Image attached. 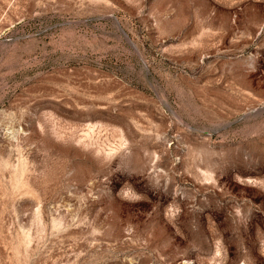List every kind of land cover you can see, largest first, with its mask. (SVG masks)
I'll list each match as a JSON object with an SVG mask.
<instances>
[{
  "label": "rangeland",
  "instance_id": "1",
  "mask_svg": "<svg viewBox=\"0 0 264 264\" xmlns=\"http://www.w3.org/2000/svg\"><path fill=\"white\" fill-rule=\"evenodd\" d=\"M0 264H264V0H0Z\"/></svg>",
  "mask_w": 264,
  "mask_h": 264
}]
</instances>
